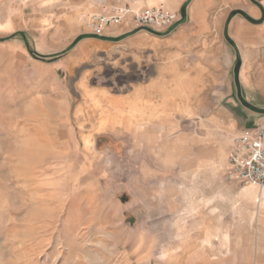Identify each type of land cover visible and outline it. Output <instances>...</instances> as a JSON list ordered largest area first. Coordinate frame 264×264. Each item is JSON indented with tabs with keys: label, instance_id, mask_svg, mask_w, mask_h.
Returning <instances> with one entry per match:
<instances>
[{
	"label": "rangeland",
	"instance_id": "1",
	"mask_svg": "<svg viewBox=\"0 0 264 264\" xmlns=\"http://www.w3.org/2000/svg\"><path fill=\"white\" fill-rule=\"evenodd\" d=\"M174 1L0 0V264L263 260L264 189L225 176L241 110L213 63L132 15L108 39L89 24Z\"/></svg>",
	"mask_w": 264,
	"mask_h": 264
},
{
	"label": "crops",
	"instance_id": "2",
	"mask_svg": "<svg viewBox=\"0 0 264 264\" xmlns=\"http://www.w3.org/2000/svg\"><path fill=\"white\" fill-rule=\"evenodd\" d=\"M189 1L151 5H164L182 14V20L171 28L151 31L137 24H134V28L158 35H168L175 30L176 35L168 39L170 43L184 52L193 50L198 60L213 63L222 82L216 90H222L223 87L228 94L220 104L224 108L241 110V115L233 119L238 131L231 139L226 172L234 136L254 126L264 115V0ZM188 7L194 18L193 27L186 25L189 23ZM205 14H216V19L204 21ZM232 182L251 185L235 180ZM257 200L260 201V198ZM258 264H264V257Z\"/></svg>",
	"mask_w": 264,
	"mask_h": 264
},
{
	"label": "built area",
	"instance_id": "3",
	"mask_svg": "<svg viewBox=\"0 0 264 264\" xmlns=\"http://www.w3.org/2000/svg\"><path fill=\"white\" fill-rule=\"evenodd\" d=\"M128 15H132L138 26L151 31L171 28L183 18L180 12L169 10L164 5L146 6L140 10L122 7L115 13H92L89 24L95 34L100 35L105 26L121 23ZM225 176L230 181L264 188V115L254 126L234 136Z\"/></svg>",
	"mask_w": 264,
	"mask_h": 264
},
{
	"label": "trees",
	"instance_id": "4",
	"mask_svg": "<svg viewBox=\"0 0 264 264\" xmlns=\"http://www.w3.org/2000/svg\"><path fill=\"white\" fill-rule=\"evenodd\" d=\"M156 33H159L161 34V32H156ZM14 35H21L23 37V39L27 42V39H26V34L24 31H18V32H15L13 33L10 37L14 36ZM95 36L97 37H101V38H106L108 39L109 37H106V36H101V35H98V34H94ZM80 37H83V36H80ZM111 39H120V36L119 37H116V38H111ZM30 47V46H29ZM31 49V48H30Z\"/></svg>",
	"mask_w": 264,
	"mask_h": 264
}]
</instances>
